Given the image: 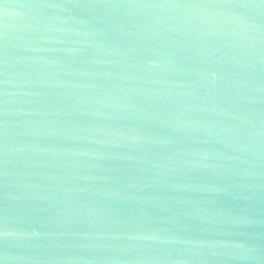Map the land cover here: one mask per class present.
I'll return each mask as SVG.
<instances>
[{
	"label": "water",
	"instance_id": "1",
	"mask_svg": "<svg viewBox=\"0 0 264 264\" xmlns=\"http://www.w3.org/2000/svg\"><path fill=\"white\" fill-rule=\"evenodd\" d=\"M0 264H264V0H0Z\"/></svg>",
	"mask_w": 264,
	"mask_h": 264
}]
</instances>
